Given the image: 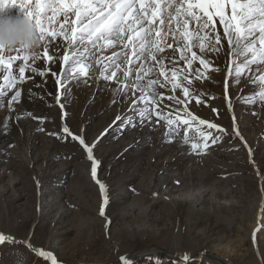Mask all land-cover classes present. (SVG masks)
Masks as SVG:
<instances>
[{"label":"rangeland","instance_id":"374dc122","mask_svg":"<svg viewBox=\"0 0 264 264\" xmlns=\"http://www.w3.org/2000/svg\"><path fill=\"white\" fill-rule=\"evenodd\" d=\"M9 8L13 16L23 13ZM227 63L221 53L214 65L221 71L191 78L188 96L171 84L158 88L155 110L179 124L178 134L167 137L165 120L156 123L153 114L141 121L146 105L120 102L104 81H72L67 91L49 94L36 85L34 110L14 118L36 80L26 78L0 129L7 134L0 139V234L52 253L57 264H120L119 257L143 249L188 253V264H264V106L247 102L255 89L244 79L234 83ZM43 66L44 76L34 73L38 84L47 82L53 64ZM145 257L135 264H155ZM0 264L51 263L26 244L5 241Z\"/></svg>","mask_w":264,"mask_h":264},{"label":"snow or ice","instance_id":"6c2138e0","mask_svg":"<svg viewBox=\"0 0 264 264\" xmlns=\"http://www.w3.org/2000/svg\"><path fill=\"white\" fill-rule=\"evenodd\" d=\"M12 6L23 11V18L19 20L27 22L29 35L38 47L8 46L0 38V72L3 73L0 110L5 107L11 110L21 99L18 85L25 82L26 70L45 75L34 66L43 56L52 64L57 59L62 60L65 67L56 82L65 91L72 81L77 86L89 80L107 82L105 86L114 97H120V102L130 99L131 108L146 105L145 110L139 112L141 121H151L154 114L156 123L166 121V137L169 133L176 135L179 124L155 110L162 98L158 88L171 84L173 91L182 88L188 96L191 78L210 79L212 73L221 71L214 66L221 53L227 58L234 83L244 79L255 89L245 98L247 102L259 101L264 106V0H12L11 3L0 0V10ZM15 35L9 33L8 40H13ZM61 49L62 57L53 55ZM17 61L23 63L17 65ZM196 62L199 67H194ZM17 68L18 78L14 75ZM11 89L16 90L8 99ZM168 98L175 99L174 96ZM189 115L191 120L197 119ZM177 120L190 126L188 119L177 117ZM205 123L199 121L201 125ZM208 127L217 126L208 124ZM63 131L69 133L67 127ZM207 139L204 136V140ZM183 141L188 143L187 135ZM80 143L83 145L84 140L80 139ZM191 147L196 149L199 145L194 143ZM85 151L92 160V148L85 145ZM91 171L95 177L94 160ZM100 191L107 203L103 184ZM261 207L264 211V203ZM100 214H104L103 208ZM5 241L12 242V238L0 234V243ZM28 247L39 257L57 264L52 253L35 249L30 243ZM177 257L174 264H188L192 259L188 253L177 254ZM145 258L160 264L158 257ZM119 260L120 264H135L127 254Z\"/></svg>","mask_w":264,"mask_h":264},{"label":"bare ground","instance_id":"6f19581e","mask_svg":"<svg viewBox=\"0 0 264 264\" xmlns=\"http://www.w3.org/2000/svg\"><path fill=\"white\" fill-rule=\"evenodd\" d=\"M12 0H8V2H11ZM7 9H10V8H5V9H2L0 10V20H9V21H14V20H18V19H22L23 18V13H18L17 16H13L12 14L8 13L7 12ZM42 51V50H41ZM64 54L63 52V49H61L58 53L54 52L53 55H58L60 57H62ZM110 54V53H109ZM17 65L18 64H21L23 63V61H17L15 62ZM47 62L43 59V56L41 57V59L39 61H37L36 65H34L35 67H37L38 71L41 70V67L43 65L46 66ZM55 66L57 68V70H55ZM44 67V66H43ZM63 67H65V65L63 64L62 60L60 59H57L56 63L53 64V67H51V70L49 71V73H51V75L49 77H46L47 79V82L46 83H41V84H38V80H40V77H38L37 75H35L34 73H32L31 71L28 70V72H25V77L28 78L31 76H33L34 78H36V80L33 82V83H30L29 87H28V90L25 91L27 93L31 92L33 93V89H34V86L38 85V89L39 91H41L40 89H42V93H43V90H46L47 93L49 94V91H51L52 93L57 90V89H61L60 85L57 84V80L59 79L58 78V74L60 73L61 74V71L63 69ZM46 70V69H45ZM59 72V73H58ZM53 73H55V75H53ZM14 75L19 76V71H18V68L15 70L14 72ZM0 83H3V73L2 75L0 76ZM82 85V84H81ZM18 88L20 89V86H18ZM37 89V90H38ZM14 92V91H13ZM12 92V93H13ZM37 91L35 90L34 93H36ZM50 92V94H51ZM33 93V95H34ZM41 95V93H38ZM37 94V95H38ZM12 95V94H11ZM10 95V97H11ZM46 95V94H45ZM23 96V95H22ZM39 98V97H38ZM31 99H34L33 97H31L29 94H26L24 97H23V100L21 102V106L18 110H15L13 112V117L14 118H21V115L22 113L26 112L27 110L29 111H33L34 110V105L32 104L33 102L31 101ZM14 106V105H13ZM10 109H8L7 107H5L3 110H0V129H5V128H2L4 125H3V122L2 120L4 119H8V115L9 114V111ZM13 110V108L11 109ZM37 110V109H36ZM33 113V112H32ZM37 116L39 115V113L36 114ZM12 117V119H13ZM17 120V119H16ZM135 121H130V124L134 123ZM27 122H24L22 123V125H25ZM138 130V129H137ZM1 134H2V131H1ZM6 137V135H3V136H0V139H2V137ZM9 138H6V139H3V143H5ZM150 188H154L156 185H153L152 183L150 184ZM161 188V187H160ZM159 188V189H160ZM15 240V239H13ZM17 241V240H15ZM22 241V243L26 244L27 247H28V244L27 242H25L26 240H20ZM19 241V242H20ZM116 244V243H115ZM33 246V245H32ZM29 248V247H28ZM33 248L37 249L36 247L33 246ZM177 254L179 253H176V252H166L165 256H161L158 254L157 251H154V250H148V249H143V250H139V251H136V252H133V253H129L128 256H130L133 260L135 259H138L140 257H143V256H155V257H158L159 260H160V263L162 262H167V260H178V257H177ZM182 255V254H181ZM199 257L195 256V259H198ZM117 262H120L117 261ZM116 263V262H115ZM114 263V264H115Z\"/></svg>","mask_w":264,"mask_h":264},{"label":"clouds","instance_id":"9594fccd","mask_svg":"<svg viewBox=\"0 0 264 264\" xmlns=\"http://www.w3.org/2000/svg\"><path fill=\"white\" fill-rule=\"evenodd\" d=\"M15 33V38L11 41L8 40V34ZM0 38L8 46L15 45H28L38 47V43L32 39L28 32V24L23 20H0Z\"/></svg>","mask_w":264,"mask_h":264},{"label":"water","instance_id":"95a60500","mask_svg":"<svg viewBox=\"0 0 264 264\" xmlns=\"http://www.w3.org/2000/svg\"><path fill=\"white\" fill-rule=\"evenodd\" d=\"M12 242H14V243H17V244H22V245H24L22 242H19V241H14V240H12ZM50 263H51V261L50 260H48ZM221 264H229V263H227V262H225V261H219Z\"/></svg>","mask_w":264,"mask_h":264}]
</instances>
